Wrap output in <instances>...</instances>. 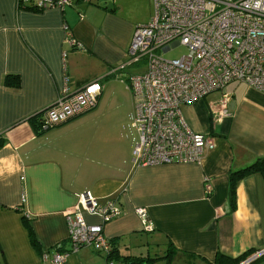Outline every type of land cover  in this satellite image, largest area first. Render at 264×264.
<instances>
[{
  "label": "crops",
  "instance_id": "obj_1",
  "mask_svg": "<svg viewBox=\"0 0 264 264\" xmlns=\"http://www.w3.org/2000/svg\"><path fill=\"white\" fill-rule=\"evenodd\" d=\"M100 1L38 11L0 0V264H45L44 254L70 250L65 212L86 192L99 203L113 199L119 209L103 233L120 255L169 253L172 264H229L247 251H264V179L242 178L233 209L228 196L229 173L264 157V92L243 82L228 84L223 89L231 94L228 114L216 121L211 104L221 91L181 106L190 130L215 139L214 148L194 163L136 167L131 141H112L101 125L93 133L76 132L79 116L40 134L35 121L30 123L56 101L65 82L74 93L99 81L102 91L92 116L108 112L128 67L114 69L126 61L134 27L148 20L125 21L118 0ZM64 24L81 48L66 42ZM11 76L18 77V86L5 82ZM137 207L146 209L152 231L143 230ZM83 217L99 223L95 215L83 212ZM217 254L223 255L218 261ZM107 259L83 246L66 264ZM251 264H264V253Z\"/></svg>",
  "mask_w": 264,
  "mask_h": 264
},
{
  "label": "built area",
  "instance_id": "obj_2",
  "mask_svg": "<svg viewBox=\"0 0 264 264\" xmlns=\"http://www.w3.org/2000/svg\"><path fill=\"white\" fill-rule=\"evenodd\" d=\"M77 1L94 0H16V4L43 11L64 9ZM152 8L149 21L132 31L126 61L114 69L136 65L138 70L127 79L136 132L131 160L136 167L198 162L204 151L214 148V137L190 130L180 108L221 91L220 98L211 104L216 121L228 114L231 94L223 92L228 84L243 82L264 92V0H152ZM63 30L71 48L82 47L66 24ZM178 45L185 52L177 58L167 59L158 53ZM101 91L102 84L94 81L69 93L65 82L56 101L43 111L41 130L94 109ZM210 191L206 183L205 192ZM83 212L97 216L99 223H87ZM135 212L143 230L152 231L146 209L137 207ZM118 215L113 199L99 203L89 192L80 194L76 205L65 212L70 250L44 254V263L66 264L69 254L83 246L109 253L103 229ZM262 253L255 252L239 264H249ZM106 264L115 262L108 258Z\"/></svg>",
  "mask_w": 264,
  "mask_h": 264
},
{
  "label": "rangeland",
  "instance_id": "obj_3",
  "mask_svg": "<svg viewBox=\"0 0 264 264\" xmlns=\"http://www.w3.org/2000/svg\"><path fill=\"white\" fill-rule=\"evenodd\" d=\"M100 2L103 1L101 0ZM116 4L119 6L117 12L122 18L125 19V21H130L134 19L145 20V18L146 21H149L152 14V0L151 2L150 0H118V3ZM184 52V47L180 45L174 47L166 53H161L158 51L159 54H162V57L167 59L177 58ZM136 72H138L137 66L132 65L128 67L126 72L127 77L124 78L128 79L131 74H134ZM126 73L124 74V76L126 75ZM125 79L119 80L120 82H117L116 85L119 88V92L117 95H114L112 97L113 99L110 100L108 112L104 115V117L97 119L92 116V112L94 111V109L82 114L78 117V119L74 120L75 123H79L75 126L76 132L93 133L97 129V126L101 125L100 130H104L105 134L109 136L112 141H119V139L121 138V140L124 142H126L127 140L128 142L131 141L133 144L135 143V129L130 124L128 126L127 121H125V116L131 110L129 103H132L131 93L127 89L128 81H126ZM216 95L217 94H214L213 98L216 97ZM158 264L164 263L162 262Z\"/></svg>",
  "mask_w": 264,
  "mask_h": 264
},
{
  "label": "trees",
  "instance_id": "obj_4",
  "mask_svg": "<svg viewBox=\"0 0 264 264\" xmlns=\"http://www.w3.org/2000/svg\"><path fill=\"white\" fill-rule=\"evenodd\" d=\"M124 70V69H123ZM121 70V71H123ZM127 81V79H125ZM7 84H11L12 86L16 87L19 84V80L17 76H11V78H7L5 81ZM42 112L32 116L29 118V121L31 124L36 123L35 126L39 132H44V130H41L40 128V117L42 116ZM34 123V124H35ZM34 126V129H35ZM40 134V133H39ZM1 144V142H0ZM251 174H257L259 175L262 179H264V157H260L253 161L251 164L236 170V171H231L229 173V184H228V196L230 199V206L231 209L234 208L235 205V197H236V186L238 182L244 178L245 176L251 175ZM30 237L32 238V242L34 243V238L31 230H29ZM109 240V239H108ZM110 243V252L106 253L107 258L113 260L115 264H151V262L156 261L158 259H165L166 264H172V258L173 255H170L169 253L164 254L163 256L160 257H141V256H126V255H120L118 251L113 247L112 240H109ZM169 252V250H168ZM255 253V251H247L246 253L242 254L241 256L235 258V259H230L229 264H239L241 260L246 258L247 256ZM216 260L218 261L223 255L217 254L216 255ZM257 260V259H256ZM251 264V263H250Z\"/></svg>",
  "mask_w": 264,
  "mask_h": 264
},
{
  "label": "water",
  "instance_id": "obj_5",
  "mask_svg": "<svg viewBox=\"0 0 264 264\" xmlns=\"http://www.w3.org/2000/svg\"><path fill=\"white\" fill-rule=\"evenodd\" d=\"M92 110V109H91ZM88 111H90V110H88ZM88 111H86V112H88ZM86 112H84V113H86ZM84 113H82V114H84ZM82 114H80V115H82ZM80 115H78V116H80ZM78 116H76V117H78ZM76 117H74V118H76ZM73 118V119H74ZM61 125V124H60ZM57 126H59V125H57ZM57 126H54V127H57ZM54 127H52V128H54ZM52 128H50V129H52ZM44 131H47V130H44Z\"/></svg>",
  "mask_w": 264,
  "mask_h": 264
},
{
  "label": "flooded vegetation",
  "instance_id": "obj_6",
  "mask_svg": "<svg viewBox=\"0 0 264 264\" xmlns=\"http://www.w3.org/2000/svg\"><path fill=\"white\" fill-rule=\"evenodd\" d=\"M252 262H253V261H252ZM252 262H250V263H252ZM250 263H249V264H250Z\"/></svg>",
  "mask_w": 264,
  "mask_h": 264
}]
</instances>
